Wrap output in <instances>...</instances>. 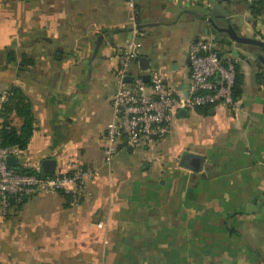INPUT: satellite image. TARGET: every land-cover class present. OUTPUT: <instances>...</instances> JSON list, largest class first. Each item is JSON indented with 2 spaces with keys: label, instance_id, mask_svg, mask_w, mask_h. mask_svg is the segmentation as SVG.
I'll return each mask as SVG.
<instances>
[{
  "label": "crops",
  "instance_id": "0c3cea01",
  "mask_svg": "<svg viewBox=\"0 0 264 264\" xmlns=\"http://www.w3.org/2000/svg\"><path fill=\"white\" fill-rule=\"evenodd\" d=\"M135 7L145 31L140 58L149 66L138 62L130 73L156 72L180 93L189 84L190 46L213 37L240 78L234 107L178 116L154 149H120L105 165L116 55L133 37L125 0H0V92H19L33 119L13 167L44 174L48 162L54 174L75 166L94 171L86 196L70 207L60 195L31 196L0 216V264H167L157 254L172 244L154 239L163 231L183 237L181 227L189 229L193 218L212 238L230 221L240 240V228L264 219V80L254 59L264 52L224 32L264 42V12L253 18L245 0H135ZM11 123L19 132L23 119L15 110ZM187 153L203 158L200 171L180 165ZM213 242L230 254L214 264H258L249 244ZM181 246L177 252H192L191 244ZM196 264L212 263L206 257Z\"/></svg>",
  "mask_w": 264,
  "mask_h": 264
},
{
  "label": "built area",
  "instance_id": "2783aa9c",
  "mask_svg": "<svg viewBox=\"0 0 264 264\" xmlns=\"http://www.w3.org/2000/svg\"><path fill=\"white\" fill-rule=\"evenodd\" d=\"M245 1L250 4L254 0ZM125 3L130 10L133 37L116 55V90L111 99V118L102 138L105 165L113 162L120 149H154L171 134L180 111L186 110L189 114L216 105L229 109L235 105L236 67L230 58L220 56L213 37L190 46L189 84L180 93L172 92L156 72L148 73V82L144 81L143 72L132 75L130 68L138 63L145 31L138 21L135 0H125ZM10 97L9 90L0 92V216L7 217L13 207L31 196L67 195L72 204L78 203L86 196L87 185L94 177L91 168L75 166L69 173L49 176L23 173L8 165L7 158L21 152L16 146L2 145L1 132L13 127L11 113L6 109Z\"/></svg>",
  "mask_w": 264,
  "mask_h": 264
},
{
  "label": "rangeland",
  "instance_id": "374dc122",
  "mask_svg": "<svg viewBox=\"0 0 264 264\" xmlns=\"http://www.w3.org/2000/svg\"><path fill=\"white\" fill-rule=\"evenodd\" d=\"M142 150V149H137ZM261 211L258 210V213L260 212L262 217H264V203H262V206H260ZM257 213V214H258ZM198 215V212H196ZM233 215H236V212H234ZM186 217L187 214H185V220L182 222L186 224ZM202 220L198 219H191L189 222L190 228L188 229L186 226H182V229H184L185 236H177V237H167V230L163 231L165 234L164 237H161L160 235L157 238H154L155 241H160L164 244H167L169 242L170 247L172 248L170 252H162L158 253V257H160V260L166 261L167 264H177L182 262V259H185V262L191 261L190 264H196L200 260L204 261V259L207 257V260L210 261L212 264L215 262H222V260L227 257V255H230L229 253H223L220 254L218 251L215 250L216 245L213 241L219 242L221 241L222 245H227L228 243L238 242V244H242L247 246L248 249L251 251L250 254L253 256H256V260L259 264V262H263L264 264V251L263 252H255L257 250H263L264 245V236L262 235L264 232V219L262 218L261 221H252L249 227H244V229L240 228L239 231L244 233V237H239L240 240H238V236H236L235 229L230 228V221H222V224L220 226L222 235H217L215 237H208L204 236L205 233H207L205 230L202 229ZM250 228V229H249ZM249 230H252V232H249ZM255 235H254V234ZM212 240V241H211ZM182 241L185 245V247H188V245L191 244L192 252H185L182 253V251H178V247L180 245V248L182 247ZM211 241V242H210ZM229 245V244H228ZM227 245V246H228ZM156 247V246H155ZM173 248L175 250L173 251ZM218 264V263H216Z\"/></svg>",
  "mask_w": 264,
  "mask_h": 264
},
{
  "label": "trees",
  "instance_id": "16d2710c",
  "mask_svg": "<svg viewBox=\"0 0 264 264\" xmlns=\"http://www.w3.org/2000/svg\"><path fill=\"white\" fill-rule=\"evenodd\" d=\"M247 5H248V10L253 18L262 15L264 12V0H254L250 4L247 3ZM13 60H14V53L12 51H7L5 53V61L11 62ZM258 79L260 81L264 80L263 75L261 73L258 75ZM239 85H240V78L239 76H237L236 73V80L233 89L234 99L237 96ZM9 91L11 92V97H10V102L7 105L6 109L10 113H12L13 110H15L16 113L22 117L23 124L19 132H16L14 127H12L10 130H3L1 132L2 145L6 147L16 146L20 150H24L32 134L33 119L30 113L28 103L19 95V92L13 89H10ZM13 100H15V102L14 105L12 106ZM23 173H28V172H23ZM62 197L65 199L64 206L70 207V205L72 204L71 197L67 195H63Z\"/></svg>",
  "mask_w": 264,
  "mask_h": 264
},
{
  "label": "water",
  "instance_id": "95a60500",
  "mask_svg": "<svg viewBox=\"0 0 264 264\" xmlns=\"http://www.w3.org/2000/svg\"><path fill=\"white\" fill-rule=\"evenodd\" d=\"M224 32L229 34V37L234 42L239 43V44H244V45L250 44L253 46H257L264 52V42H262L261 40L254 39V38L239 37L234 33V31L231 28L224 30ZM99 42H100V38L98 39L97 44ZM97 48H98V45L95 47V52L97 51ZM254 59H257L261 63L262 75L264 78V56L254 55ZM138 62H139V65H140L142 70L148 69L149 64H148V61L146 58H139ZM130 79H131L130 77L126 78L127 81H130ZM143 79L145 82H148L149 81V75H143ZM178 116L185 118L188 116V113L186 110H183V111L178 112ZM127 150L130 152V151H132V148H128ZM7 163L10 166H14L15 165V157L9 156L7 158ZM202 163H203V158L201 156L195 155V154H188L187 153V154L182 155L180 158V165L182 167L190 169L192 171H200L202 168ZM49 164L50 163H48V162L45 164V168H46V166H49V168L44 169L43 173L45 175L52 176L54 174V169ZM16 170H19V169H16Z\"/></svg>",
  "mask_w": 264,
  "mask_h": 264
}]
</instances>
